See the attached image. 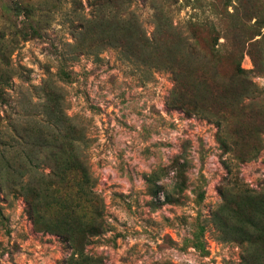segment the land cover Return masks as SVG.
I'll list each match as a JSON object with an SVG mask.
<instances>
[{
  "label": "rangeland",
  "instance_id": "obj_1",
  "mask_svg": "<svg viewBox=\"0 0 264 264\" xmlns=\"http://www.w3.org/2000/svg\"><path fill=\"white\" fill-rule=\"evenodd\" d=\"M17 3L34 6L46 38L25 42L16 34L26 21ZM94 11L91 0H0V49L2 42L8 46L9 64L0 58L9 76L0 104L1 167L26 158L22 129L51 127L45 109L51 86L63 123L78 131V151L103 201L106 232L86 248L97 264H241V249L219 240L212 216L227 178L264 190V0H132L127 7L151 40L179 35L209 57L216 49L226 77L242 57L252 88L243 105L252 118L233 116L220 132L214 119L169 105L175 82L168 70L112 47L80 55L77 27ZM257 129L261 151L245 163L219 141L224 130L235 149L243 137L245 152L238 153L246 154L258 138L246 136ZM42 161L40 155L24 181L49 173ZM3 190L0 264H66L69 246L38 232L24 198Z\"/></svg>",
  "mask_w": 264,
  "mask_h": 264
},
{
  "label": "trees",
  "instance_id": "obj_2",
  "mask_svg": "<svg viewBox=\"0 0 264 264\" xmlns=\"http://www.w3.org/2000/svg\"><path fill=\"white\" fill-rule=\"evenodd\" d=\"M131 2L91 0L95 11L90 19L77 27L81 31L74 44L76 51L83 55L107 47L117 48L149 67L168 70L175 82L169 105L189 116L214 119L219 132L233 116L252 118L248 114L250 106L243 105L252 88L247 72L241 67L242 57L235 62L231 76L226 77L218 71L215 58L219 52L216 49L209 57L179 35L177 38L169 36L164 43L151 40L138 19L127 13ZM16 12L26 18L24 26L16 32L22 41L47 37L43 24L36 20L34 6L17 3ZM161 26L165 28L164 24ZM3 38L1 35V41ZM4 49L8 50V46L2 42L0 58L9 66ZM260 69L263 70V64ZM7 73L0 68V104L6 103ZM61 74L65 80L71 77L65 69ZM45 93V109L51 127L22 129L20 135L25 141L26 158L20 157L15 165L7 163V167H1L0 162V190L7 188L10 193L20 194L34 228L38 232L58 236L69 246L72 255L66 264H97L86 253V248L106 232L103 201L95 191L89 166L78 151V131L62 121L59 100L54 98L57 91L48 86ZM259 131L249 133L246 138L258 137ZM239 138L235 150L228 144L224 130L219 134L222 147L237 153L239 162L257 158L261 151L259 137L257 144L246 154L238 153L245 152L241 142L243 137ZM40 155H43L42 162L50 169L49 173H36L24 181L26 172L37 169L35 162L40 160ZM226 181V187L220 191L222 203L212 216L218 238L241 249V264H264V190L250 188L239 177L235 180L227 178ZM17 186L20 188L16 189ZM176 187L180 184L177 183Z\"/></svg>",
  "mask_w": 264,
  "mask_h": 264
}]
</instances>
